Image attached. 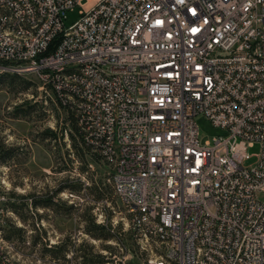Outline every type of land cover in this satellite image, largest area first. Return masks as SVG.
<instances>
[{"label": "built area", "instance_id": "obj_1", "mask_svg": "<svg viewBox=\"0 0 264 264\" xmlns=\"http://www.w3.org/2000/svg\"><path fill=\"white\" fill-rule=\"evenodd\" d=\"M4 71L71 113L149 263L264 264V0H0ZM198 115L227 134L201 143ZM7 214L0 264H36Z\"/></svg>", "mask_w": 264, "mask_h": 264}, {"label": "rangeland", "instance_id": "obj_2", "mask_svg": "<svg viewBox=\"0 0 264 264\" xmlns=\"http://www.w3.org/2000/svg\"><path fill=\"white\" fill-rule=\"evenodd\" d=\"M78 17L77 6L68 10L65 25ZM19 76L31 85L0 87V197L8 212L4 236L17 242L26 263L151 264L161 251L142 249L133 237L128 215L113 194L109 167L91 158L77 136L71 138L69 114L53 92L33 73ZM196 122L201 143L227 134L203 115ZM258 150L257 144L247 148L244 165L255 162ZM43 200L51 202L36 204ZM93 225L102 226L96 233L109 236H94Z\"/></svg>", "mask_w": 264, "mask_h": 264}, {"label": "trees", "instance_id": "obj_3", "mask_svg": "<svg viewBox=\"0 0 264 264\" xmlns=\"http://www.w3.org/2000/svg\"><path fill=\"white\" fill-rule=\"evenodd\" d=\"M20 74L16 73V72H7V71H4V72H0V87H3V86H7V87H15V86H20L22 88H28L30 85H31V82L26 80V79H22L20 76ZM23 114H26V111L25 110H22L21 111ZM69 114V120H70V127L73 131V133L70 134L71 138L75 139L76 140V136H77V139L78 141L84 146V148H86V151L90 154V156H92L91 158H97L98 159V156L96 155L95 152L91 151L90 147L87 146L82 140H81V137L79 135V128L78 126L76 125V122L75 120L73 119L72 115L70 112H68ZM74 146H77V144L75 143ZM77 150H79V152L81 153L83 151V148L80 147V149L77 148ZM82 150V151H81ZM10 155H8L9 157ZM95 188V192H96V185L93 187ZM51 200H43L41 201L40 203H36V204H40L44 207L48 206L50 204ZM94 226V229L95 231H93L94 233V236H103L104 238H107L109 236L108 233H105V234H102V233H96V230L102 228V226H99V225H93ZM6 235V234H5ZM7 237V235H6ZM99 262L103 263L105 262L103 258L101 259H98Z\"/></svg>", "mask_w": 264, "mask_h": 264}]
</instances>
